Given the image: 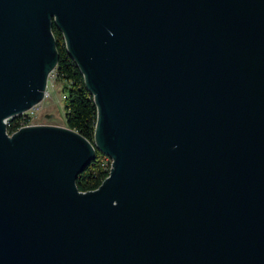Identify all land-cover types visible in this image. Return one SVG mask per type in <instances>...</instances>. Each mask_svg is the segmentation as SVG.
<instances>
[{
    "label": "water",
    "instance_id": "95a60500",
    "mask_svg": "<svg viewBox=\"0 0 264 264\" xmlns=\"http://www.w3.org/2000/svg\"><path fill=\"white\" fill-rule=\"evenodd\" d=\"M51 25L93 144L5 132L44 94ZM0 264H264V0H0Z\"/></svg>",
    "mask_w": 264,
    "mask_h": 264
},
{
    "label": "trees",
    "instance_id": "16d2710c",
    "mask_svg": "<svg viewBox=\"0 0 264 264\" xmlns=\"http://www.w3.org/2000/svg\"><path fill=\"white\" fill-rule=\"evenodd\" d=\"M50 31L57 54L53 69L55 80L63 83L61 90L65 95L63 105L65 127L76 131L93 144L96 109L92 96L85 87L80 71L65 49L61 32L54 25H51ZM18 118L19 115L8 119V126H6L8 133L15 129ZM102 158L103 154L95 148L93 158L74 180V185L78 191L94 190L106 177L108 171L106 166L102 164Z\"/></svg>",
    "mask_w": 264,
    "mask_h": 264
},
{
    "label": "rangeland",
    "instance_id": "374dc122",
    "mask_svg": "<svg viewBox=\"0 0 264 264\" xmlns=\"http://www.w3.org/2000/svg\"><path fill=\"white\" fill-rule=\"evenodd\" d=\"M62 84L61 81L55 80V74L52 69L46 80L45 91L47 97L41 101L35 114V119L38 122L65 127L63 117L64 98L61 90Z\"/></svg>",
    "mask_w": 264,
    "mask_h": 264
},
{
    "label": "built area",
    "instance_id": "2783aa9c",
    "mask_svg": "<svg viewBox=\"0 0 264 264\" xmlns=\"http://www.w3.org/2000/svg\"><path fill=\"white\" fill-rule=\"evenodd\" d=\"M55 67V66H54ZM54 69V68H53ZM47 97V93L46 91H44V94L41 98V100L37 103H35L34 105H32L30 108H28L24 113H21L19 115V118L17 119V126L15 127L14 130H12L10 133H8L6 131V126H8V120L5 121V132L7 135H10L11 133L15 132L16 130H18L21 127H25V126H31V125H38V124H44V123H40L35 119V114L39 108V105L41 103V101L43 99H45ZM65 97V95L63 94V98ZM110 163H111V159L106 156L103 155L102 158V164L106 166L107 171L110 168Z\"/></svg>",
    "mask_w": 264,
    "mask_h": 264
}]
</instances>
